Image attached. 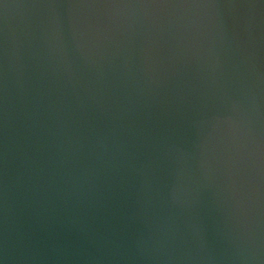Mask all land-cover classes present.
<instances>
[{
    "label": "water",
    "instance_id": "95a60500",
    "mask_svg": "<svg viewBox=\"0 0 264 264\" xmlns=\"http://www.w3.org/2000/svg\"><path fill=\"white\" fill-rule=\"evenodd\" d=\"M0 264H264V0H0Z\"/></svg>",
    "mask_w": 264,
    "mask_h": 264
}]
</instances>
